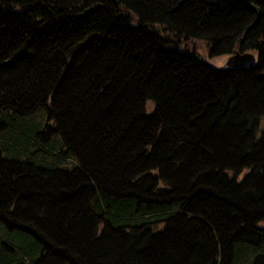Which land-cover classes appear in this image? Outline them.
Wrapping results in <instances>:
<instances>
[{"label":"trees","instance_id":"obj_1","mask_svg":"<svg viewBox=\"0 0 264 264\" xmlns=\"http://www.w3.org/2000/svg\"><path fill=\"white\" fill-rule=\"evenodd\" d=\"M0 264H264V0H0Z\"/></svg>","mask_w":264,"mask_h":264},{"label":"water","instance_id":"obj_2","mask_svg":"<svg viewBox=\"0 0 264 264\" xmlns=\"http://www.w3.org/2000/svg\"><path fill=\"white\" fill-rule=\"evenodd\" d=\"M194 42H192L191 51H194ZM255 62V55L249 50H234L232 53L226 55L223 64L237 66V65H252Z\"/></svg>","mask_w":264,"mask_h":264},{"label":"rangeland","instance_id":"obj_3","mask_svg":"<svg viewBox=\"0 0 264 264\" xmlns=\"http://www.w3.org/2000/svg\"><path fill=\"white\" fill-rule=\"evenodd\" d=\"M225 57H226V56H225ZM225 57H224V59H225ZM7 234H8V232H7ZM6 236H7V235H6ZM6 236H5V237H6Z\"/></svg>","mask_w":264,"mask_h":264}]
</instances>
